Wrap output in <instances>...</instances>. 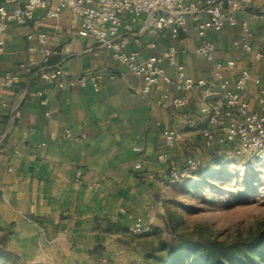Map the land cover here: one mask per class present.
Masks as SVG:
<instances>
[{
	"label": "crops",
	"instance_id": "1",
	"mask_svg": "<svg viewBox=\"0 0 264 264\" xmlns=\"http://www.w3.org/2000/svg\"><path fill=\"white\" fill-rule=\"evenodd\" d=\"M239 13L237 26L205 38H199L193 22L184 42H175L168 32L146 35L145 44L158 45L155 50L145 48L142 55L159 54L174 45L194 78L215 81L214 64L195 54L197 46L208 41L216 46L217 61L237 62L236 70L226 73L233 82L242 69H248L264 87V60L255 58L257 52L264 54V0H253ZM245 20L252 34L251 51L234 46L244 37ZM80 26L71 10L57 19L38 11L29 24L10 28L13 38L0 54V86L5 74L18 73L19 65L29 58L26 36L32 31L45 33L57 51L51 66L60 65L73 76L97 71L105 76L101 90L95 92L90 86L58 89L37 73H23L21 82L0 97V232L8 235L11 250L16 248L11 245L14 241L26 242L37 252L52 255L59 239H87L100 235L104 225H129L145 213L151 189L167 169L187 164L191 153L200 152L197 145H224L219 132L208 145L204 133L209 123L199 109L204 97L222 104L219 87L208 94H189L185 109L162 107L158 94L142 92L141 78L132 76L96 40L80 36ZM165 66L175 76L174 68L167 62ZM258 90L254 84L247 88L245 97L253 105ZM186 119H195L196 125L188 126ZM166 129L178 133L173 149L165 147ZM162 152L168 154V163L157 161Z\"/></svg>",
	"mask_w": 264,
	"mask_h": 264
},
{
	"label": "built area",
	"instance_id": "2",
	"mask_svg": "<svg viewBox=\"0 0 264 264\" xmlns=\"http://www.w3.org/2000/svg\"><path fill=\"white\" fill-rule=\"evenodd\" d=\"M253 0H3L0 4V54L13 38L10 28L13 25L25 26L35 19L38 11L44 12L50 19H57L66 10H71L79 21V34L93 38L100 47L110 52L112 58L127 67L132 76L144 81V94L159 95L158 104L162 107L185 109L189 105V94L211 93L219 87L222 104L208 101L205 97L200 101V115L208 120L209 128L204 133L208 145L215 142V132L221 135V143L230 146L235 154L248 153L256 155L264 152V87H260L261 79L255 77L248 69H242L233 82L226 73L237 68V62L228 59L217 61L216 46L202 41L196 48L199 58L214 64L215 81L194 78L187 67L179 59L176 46H169L159 54L144 57L145 48L157 49L154 41L144 43L146 35L162 36L168 32L175 42H184L183 35L189 31L190 22L196 26L199 38L209 33H217L227 26L239 24L238 14L248 8ZM244 37L236 40V48L251 51L252 34L248 29V21L242 22ZM30 43L29 58L19 65L18 73L5 74L0 86V97L6 90L21 82L23 73H37L40 78L58 89L67 87L90 86L95 92L102 87V72H87L73 76L62 66H51V58L57 54L50 46L49 38L42 32H29L26 36ZM134 47L136 49H134ZM37 53L40 57L37 56ZM257 60H264V54L255 53ZM175 70V76L169 74L165 63ZM250 84L259 86L255 105L246 97ZM39 95H43L39 92ZM46 106L47 99L41 100ZM6 104H4L5 106ZM49 116L50 113L47 112ZM187 125H196L195 119H186ZM167 149L177 145L178 133L174 129L163 132ZM141 152V148H135ZM166 152L158 155L159 163H168ZM187 168L170 167L163 174L166 182H177L188 178L198 171L199 164L195 158H188ZM142 168L141 164L135 166ZM130 231L136 235H145L152 230L142 218H135Z\"/></svg>",
	"mask_w": 264,
	"mask_h": 264
},
{
	"label": "rangeland",
	"instance_id": "3",
	"mask_svg": "<svg viewBox=\"0 0 264 264\" xmlns=\"http://www.w3.org/2000/svg\"><path fill=\"white\" fill-rule=\"evenodd\" d=\"M197 147L200 152L191 153L199 164L196 173L177 182L161 177L151 189V207L136 217L149 224V233L136 235L127 223L104 225L100 235L57 240L51 255L26 242L14 241L11 250L1 231L0 264H172L185 239L233 244L264 234V152L239 155L226 145Z\"/></svg>",
	"mask_w": 264,
	"mask_h": 264
},
{
	"label": "trees",
	"instance_id": "4",
	"mask_svg": "<svg viewBox=\"0 0 264 264\" xmlns=\"http://www.w3.org/2000/svg\"><path fill=\"white\" fill-rule=\"evenodd\" d=\"M171 261L172 264H264V234L233 244L185 239L175 249Z\"/></svg>",
	"mask_w": 264,
	"mask_h": 264
}]
</instances>
